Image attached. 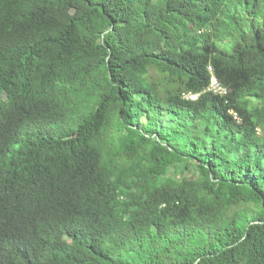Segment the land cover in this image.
I'll return each mask as SVG.
<instances>
[{
    "label": "trees",
    "instance_id": "trees-1",
    "mask_svg": "<svg viewBox=\"0 0 264 264\" xmlns=\"http://www.w3.org/2000/svg\"><path fill=\"white\" fill-rule=\"evenodd\" d=\"M0 264H264V0H0Z\"/></svg>",
    "mask_w": 264,
    "mask_h": 264
},
{
    "label": "built area",
    "instance_id": "built-area-1",
    "mask_svg": "<svg viewBox=\"0 0 264 264\" xmlns=\"http://www.w3.org/2000/svg\"><path fill=\"white\" fill-rule=\"evenodd\" d=\"M212 82H214L215 85H213ZM209 90H212L216 93H224L225 92V89L220 85L219 81L217 80V78L215 76H212V78H211ZM191 97L196 98L197 95H192Z\"/></svg>",
    "mask_w": 264,
    "mask_h": 264
},
{
    "label": "rangeland",
    "instance_id": "rangeland-1",
    "mask_svg": "<svg viewBox=\"0 0 264 264\" xmlns=\"http://www.w3.org/2000/svg\"><path fill=\"white\" fill-rule=\"evenodd\" d=\"M151 75L153 76L154 79L158 80L160 78V76L153 70H151ZM213 85H215L214 82H212ZM149 122V117H145L143 119V123H148Z\"/></svg>",
    "mask_w": 264,
    "mask_h": 264
}]
</instances>
